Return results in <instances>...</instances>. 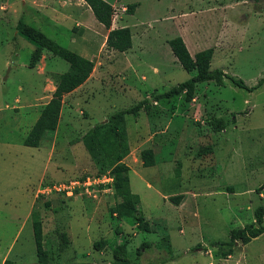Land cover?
<instances>
[{
	"label": "rangeland",
	"instance_id": "374dc122",
	"mask_svg": "<svg viewBox=\"0 0 264 264\" xmlns=\"http://www.w3.org/2000/svg\"><path fill=\"white\" fill-rule=\"evenodd\" d=\"M109 1L114 2L112 21L117 24L121 19L129 25L132 47L126 52L107 48L104 30L99 26H91V35L82 29L78 32L72 20L81 18L80 8L84 6L80 0H0V142H21L37 117L50 83L54 86L56 72L67 68L64 60L16 32L19 15L24 16L26 24L69 50L82 52L80 42L89 45L91 51L85 55L93 62L82 89L61 97L60 131L53 134L54 128L46 130L40 142L45 144L56 137L54 151H67L70 162L59 161L53 154L54 160L45 162L43 156H37L31 163L26 153L30 151L21 150L29 148L19 144L18 151L9 155L0 145V260L6 253L12 264L35 263L30 217L22 223L32 197L30 211H38L43 247L51 264H106L111 262V250L117 243L126 245L130 264H264V214L263 231L247 243L237 240L229 254L225 245H210L211 241H228L230 229L252 222L253 209L264 206V81L251 91L225 78L219 85L213 80L197 82L194 88L201 105L198 116L191 115L198 117V126L191 122L193 129L188 131L186 126L179 132L170 125L160 139L156 136L153 142V138L148 140L143 147L151 148L156 156L151 166L134 167L124 161L131 168L130 187L141 198L140 204H133L140 219L137 213L110 211L119 201L113 195V185L111 191L94 190L67 199L37 194L41 174L49 179H43L40 185L110 174L96 139L107 128H99L92 139L79 141V137L101 115L128 107L143 94H148L152 104V95L193 74L177 62L171 63L175 60L163 46L179 28L189 27L202 42L200 48L215 47L209 69L219 68L247 86L264 77V0H169L161 6L153 0H137L139 7L131 16L125 12L128 3ZM180 32L190 48L192 35ZM35 49L38 57L33 60ZM41 87L44 94L31 100L39 95ZM176 97L172 104H177L174 110L179 119L186 114L179 106L185 101L183 95ZM159 101L166 109L171 103L165 98ZM214 115L224 119V130H211L207 121ZM122 131L126 134L125 123ZM203 145H210L212 150L197 154ZM10 182L17 184L16 196ZM187 191L198 192L195 231L189 224L195 220L194 211H187L191 201H183ZM160 194L182 197L175 205L165 198L162 202ZM68 232L73 242L78 240L77 249H65ZM142 241L150 244L136 254Z\"/></svg>",
	"mask_w": 264,
	"mask_h": 264
},
{
	"label": "trees",
	"instance_id": "16d2710c",
	"mask_svg": "<svg viewBox=\"0 0 264 264\" xmlns=\"http://www.w3.org/2000/svg\"><path fill=\"white\" fill-rule=\"evenodd\" d=\"M83 1L90 9L95 20L107 29L105 46L119 52L130 48L131 34L129 28L126 26L110 28L113 14V7L111 5L105 0ZM135 5L136 3H128L125 12L127 14H132ZM14 27L17 33L25 36L30 41L36 43L38 47L49 51L52 55L59 57L67 63L66 70L54 76V88L49 99L41 106L37 118L21 140L22 145L36 147L39 145L43 133L46 130L55 128L61 97L65 93L76 88L89 76L93 67V62L89 58L61 46L55 40L46 36L42 31L26 24L22 14L17 18ZM166 43L180 67L186 72H193V74L190 75L189 78L171 86L168 90L152 95V101L178 95H183L184 101H188L193 95L194 86L197 82L213 80L219 85L222 79L225 78L233 85L251 91L258 88L262 81H264V77H261L254 85L247 86L242 80L223 72L219 68L209 69V62L213 51L211 47L198 50L191 56L180 36H172L166 40ZM37 57L38 51L35 49L31 53V58L36 60ZM139 110H143L146 114L152 112L151 103L147 98H142L128 107L113 110L105 117V120L94 124L79 137V141L85 138L92 139L99 128H107V132L96 139L107 164L110 166L109 173L113 179V195L119 199L110 211L114 212L118 210L122 211L121 213H137V219H140L141 215L140 212L133 207V204L138 201V197L130 191L128 185V166L122 161V158L128 153L126 134L122 129L124 130V115H136ZM207 123L211 130L215 132L224 130L226 125L224 119L221 117H214L207 121ZM116 126L118 130L114 131ZM211 150L212 147L210 145H203L198 148L197 154H205ZM139 159L141 161V166H151L155 163L151 148L141 149L139 151ZM180 198L181 195L170 196L169 201L176 204ZM263 214L264 206H256L253 209L252 222L236 229H230L228 241H213L210 245H225L227 247L226 254H229L231 252V247L237 240L243 244L247 243L251 238L258 236L263 231ZM29 217L36 257V261L33 264H49L47 252L43 247L41 222L38 211L32 209L29 213ZM149 244L150 242L148 241H142L135 249V253L138 254L140 249L148 247ZM98 245H102V242H99ZM111 259V262L107 264H130V260L127 257L126 245L124 243H117L113 246L111 250ZM3 264H12V262L8 259H4Z\"/></svg>",
	"mask_w": 264,
	"mask_h": 264
},
{
	"label": "crops",
	"instance_id": "0c3cea01",
	"mask_svg": "<svg viewBox=\"0 0 264 264\" xmlns=\"http://www.w3.org/2000/svg\"><path fill=\"white\" fill-rule=\"evenodd\" d=\"M64 2L66 1V0H63ZM67 1H69V0H67ZM82 3V7L83 8H80L81 10H82V12H81V10H80V17L81 18H77V19H74V20H72V21H75V26H77L78 27V29H79V31L78 32H80V29H82V30H84V32L85 33H88L89 35H91V31H90V29H91V26L93 27V28H97L98 26H99V28L100 29H103L104 31V34H103V42H104V44H105V37H106V33H107V29H105L100 23H98L96 20H95V18L93 17V15H92V13H91V11H90V9L88 8V6L84 3V1L83 0H80ZM107 3H109L112 7H113V4H114V2H111V1H109V0H105ZM116 1V0H115ZM154 2H156V4L155 5H159V6H161V4L162 3H165V2H167V1H169V0H165V1H163V2H161L160 0H153ZM177 1H179V2H181V0H177ZM116 2H118V0L116 1ZM115 2V3H116ZM119 2H120V4H122V3H135V2H138L137 0H119ZM161 2V3H160ZM190 3H191V1H190ZM140 4V3H139ZM139 4H137L135 7H134V11H136L137 9H138V7H139ZM123 9V8H122ZM84 11V12H83ZM156 11H158V10H156ZM133 13V12H132ZM128 16H131V14H127ZM83 17V18H82ZM85 19V20H84ZM61 26V25H60ZM122 26H126V27H128L129 25L127 24V22L125 23V21H123V20H121L120 19V21H119V23H115L114 21H112V19H111V24H110V28H116V27H122ZM55 27H57V26H55ZM64 28V27H63ZM129 28V27H128ZM69 29H71V27H69ZM66 30H68V29H66ZM179 31L178 32H176L173 36H175V35H178V36H180L181 38H182V40H183V42H184V44H185V46H186V48H187V50H188V52H189V54L192 56L196 51H198V50H201L202 48H200V47H202V46H200L201 45V41L199 40V39H196V35H194V33H192L191 31V29L189 28V27H185V29H181V28H179L178 29ZM86 31H89V32H86ZM180 31H188V33H190L191 35H192V37H193V43L191 42V47L189 48V46H188V44H187V40H185V38H184V34L183 33H181ZM172 37V36H171ZM170 38V37H169ZM194 38H195V40H194ZM168 39V38H167ZM166 39V40H167ZM166 40L164 41V43H163V46L165 45L167 48H168V50H169V47H168V45H167V43H166ZM77 42H80V40L78 39L77 40ZM88 42H89V44L91 43V37L88 39ZM80 47V50L82 51V52H77V53H79V54H81L82 56H84V57H86V58H88L86 55H85V53L86 52H88V53H90V51H91V48H90V46L89 45H86V44H82L81 42H80V45H79ZM132 47V41H131V46H130V48ZM209 47H211V46H209ZM130 48H128L127 50H125V51H122V52H126V51H128V50H130ZM212 49H213V52H212V56H211V59H210V62H209V68H211L210 66H211V64H212V58H213V56H214V53H215V47H212ZM112 50V49H111ZM113 51H116V50H113ZM84 52V53H83ZM116 52H119V51H116ZM121 52V53H122ZM169 52H170V50H169ZM169 54H172L171 52L169 53ZM172 60H175V61H171V63H173V64H175V62H177L176 61V59H175V57L172 55L171 57H170ZM89 59H90V57H89ZM91 60V59H90ZM178 63V62H177ZM180 66V65H179ZM155 69V68H154ZM157 70H158V68H157ZM63 72V71H62ZM56 73H58V72H56ZM90 76V75H89ZM89 76L80 84V85H78L76 88H74L73 90H71L70 92H68V93H66V94H68L67 96H71L72 94H74L75 92H78L77 90H79V89H82L81 87L84 85V84H86V82L88 81V78H89ZM131 79H133V77L131 76ZM223 82V81H222ZM40 86H41V83H40ZM53 88H54V86H53V83L51 82L50 83V86H49V92L48 93H45V100L41 103V106L49 99V97H50V95H51V92H52V90H53ZM128 90H130V89H128V88H125V92L127 91L128 92ZM39 95L38 96H34V97H32V99L31 100H37V97H40L41 95H43L44 94V91H43V88L41 87L40 89H39ZM129 93V92H128ZM65 94V95H66ZM124 94H126V93H124ZM65 95H63V97L65 96ZM144 96V97H143ZM143 96H138L137 98V100L136 101H138V100H140V99H142V98H147V96H148V94H143ZM173 98H177L176 96H171V97H168V98H165V99H170V102L171 103H168V109H166V106H163V102H158V101H153V103L152 104H154V106L151 104V106H153V111H152V113H150V114H146L143 110H139L138 112H137V114L136 115H132V114H125L124 115V122H125V129H126V135H127V142H128V153L122 158V161L124 162V161H129L134 167H138V164H141V161H140V163L138 162V160H139V151L141 150V149H143V148H145V147H143V145L144 144H146L147 142H148V140H150L151 141V139H152V142L154 141V138L157 136L158 137V139H160L159 138V136L163 133V132H165L166 131V129H169V127H170V125L172 126V128L175 130V131H179V132H182L181 130H186V126L188 127V131H190L191 129H193V127H190V123L191 122H193V125H197L198 126V122H197V120L198 119H196V118H198V117H195V115L193 116V115H191V113H196V115L198 116V111H197V109H198V107L201 105L199 102H198V98H197V96H196V88H194V92H193V95H192V97H191V99L190 100H188V101H185V103L183 102L182 104H180L179 106H180V108H182V109H184V111L186 112V114L182 117H180L179 119H177V116H175L176 115V113H175V110L174 109H177V104H175V106H173V104L172 103H175V101H176V99L175 100H173ZM18 99H17V97H15L14 98V101H17ZM172 100H173V102H172ZM158 102V103H157ZM203 103V102H202ZM37 106V105H36ZM41 106L37 109V113L39 114V110H40V108H41ZM157 106L159 107V109L157 110ZM201 110V109H200ZM203 110V111H202ZM202 112L203 113H205V110L202 108ZM192 111V112H191ZM70 113V112H69ZM38 114H37V116H38ZM59 115H58V121H57V124H56V126H55V131L53 130V134H55V133H57V132H59L60 130H59V124H60V112L58 113ZM147 115H149V116H147ZM107 115H101V117L98 119L99 121H95V122H91V123H89L88 124V126L86 127V130L87 129H89L90 127H92L94 124H96L97 122H101V121H103V120H105V117H106ZM129 117V121H128V118ZM176 117V118H175ZM214 117H215V115H214ZM17 117H16V115H14V120L16 121L17 119H16ZM37 118V117H36ZM35 118V119H36ZM176 119V120H175ZM175 120V121H174ZM171 121H173L172 122V124H171ZM34 122V121H33ZM201 122V124H203V120H201L200 121ZM15 124H16V126H15V128H17L18 127V125H17V123L15 122ZM65 124H67V126H70V124H69V122H66ZM163 126V128H160V127H162ZM201 129H204V127L203 126H201L200 127ZM86 130H84V132L86 131ZM151 131V132H150ZM196 135V134H195ZM198 135V134H197ZM43 136H45V134L44 135H42L41 136V138H40V141H39V145L38 146H36V147H34V146H25V145H22L21 144V142H19V141H11V142H9V141H1L0 142V145H1V148L2 149H4L5 151H6V153H8L9 155L10 154H14L15 152H17L18 151V147H19V144H20V146H22L23 148H29V149H21V150H25V152L26 151H30V152H26L27 154H28V157L31 159V163L34 161V159L37 157V156H43L44 158H45V162L47 161H50L51 160V158H53V160L55 159L54 157H53V154H55V156L57 155V160H59V161H67V162H70L71 160V156L67 153V151H65V150H62V151H59V150H55L54 151V149L56 148V144H57V142H56V144H55V140L57 139L56 137H54V136H52V138H51V141H48V143H45V144H41L40 142H41V140L43 139ZM198 138V137H197ZM151 143V142H150ZM174 144V143H173ZM64 148V147H63ZM45 155V156H44ZM154 155V157H156L155 156V153L153 154ZM69 158V159H68ZM41 161H42V158H41ZM59 163V162H58ZM127 166H128V163L127 162H124ZM54 168H55V166H54ZM58 170V169H57ZM56 168H55V173H56ZM131 171V168H130V166H128V172H130ZM46 180V179H49V178H47V176H46V178H45V175L44 174H41L40 176H39V178H38V180H37V184H39L38 185V187L40 186V183L42 182V180ZM36 184V185H37ZM128 184H129V188H130V191L132 192V193H134V194H136L137 195V197H138V203L140 204L141 203V198H140V196L136 193V192H134L132 189H131V187H130V179L128 178ZM9 186H10V188H11V190H12V187H13V189L15 190V195L14 196H16V190L18 191V187H17V184H15V183H12V182H10L9 183ZM35 187V186H34ZM36 188V187H35ZM188 192V191H187ZM197 191H193V192H188V194H185L184 196H183V201H191V204L188 206V209H187V211H194V214H195V220H193L191 223H189V224H191L192 225V229L195 231V228H196V226H197V219H196V217H197V209H198V204H197V202H196V200H195V198H197ZM208 193H210V192H208ZM218 194H222L223 195V193L222 192H217ZM178 195H181V194H178ZM209 195V194H208ZM172 196H174V195H172ZM160 197H161V199H162V202H164V199L163 198H165V202H167V201H169V197L167 198V197H165V195L164 194H160ZM181 197H182V195H181ZM32 200V197L30 198V201ZM16 201V200H15ZM30 201H29V212H27V215H26V217H25V219H24V221H22V223L23 222H26V221H28L29 220V213H30V209H31V207H32V202H33V200H32V202H31V204H30ZM179 201H180V199L178 200V202L175 204V205H177L178 203H179ZM183 201H181V203H183ZM171 202V201H170ZM174 204V203H173ZM145 216V215H144ZM30 221V220H29ZM31 224V223H30ZM32 231V230H31ZM41 232H42V235H43V227H42V225H41ZM17 233V232H16ZM72 235L74 236L75 235V231H73V233H72ZM67 236L69 237V240H68V242L69 243H67V246L65 247V249H68V250H70L71 248L72 249H77L78 247H79V242H78V240L76 239V241L75 242H73L72 241V239H71V234H70V232H68L67 233ZM72 236V237H73ZM16 237V234H15V236H14V238ZM257 237V236H256ZM13 238V239H14ZM255 238V237H254ZM43 239V238H42ZM212 242V241H211ZM12 243V242H11ZM196 243H198V242H195L194 244H196ZM167 244H168V246H169V242L167 241ZM11 245V244H10ZM197 245V244H196ZM170 247V246H169ZM170 251V250H169ZM208 251V250H207ZM74 253L76 252V251H73ZM47 258H49V257H47ZM4 259H7L6 258V253H4L3 255H2V257H1V260H0V263L1 264H3V260ZM48 261H49V259H48ZM162 262H164V261H161V263ZM49 263V262H48ZM107 263H109V262H107ZM106 263V264H107ZM49 264H51V263H49ZM226 264V263H225Z\"/></svg>",
	"mask_w": 264,
	"mask_h": 264
},
{
	"label": "built area",
	"instance_id": "2783aa9c",
	"mask_svg": "<svg viewBox=\"0 0 264 264\" xmlns=\"http://www.w3.org/2000/svg\"><path fill=\"white\" fill-rule=\"evenodd\" d=\"M112 181L110 174L86 175L81 179H68L62 182L40 185L37 189V194L41 196L55 195L67 199L74 195L90 194L94 190L111 191Z\"/></svg>",
	"mask_w": 264,
	"mask_h": 264
}]
</instances>
